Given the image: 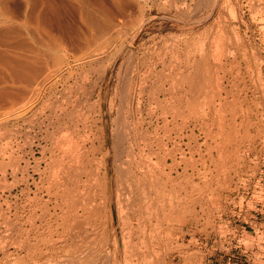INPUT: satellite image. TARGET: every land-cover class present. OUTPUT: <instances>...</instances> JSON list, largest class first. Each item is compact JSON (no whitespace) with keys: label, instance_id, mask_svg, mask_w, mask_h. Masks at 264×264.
Segmentation results:
<instances>
[{"label":"rangeland","instance_id":"rangeland-1","mask_svg":"<svg viewBox=\"0 0 264 264\" xmlns=\"http://www.w3.org/2000/svg\"><path fill=\"white\" fill-rule=\"evenodd\" d=\"M62 135L86 174L57 197ZM0 264H264V0H0Z\"/></svg>","mask_w":264,"mask_h":264},{"label":"bare ground","instance_id":"bare-ground-1","mask_svg":"<svg viewBox=\"0 0 264 264\" xmlns=\"http://www.w3.org/2000/svg\"><path fill=\"white\" fill-rule=\"evenodd\" d=\"M187 4V3H186ZM192 9V8H191ZM141 26L139 27V28H137V30L133 33V38H132V40H131V44L133 45V43H134V41H135V39L137 38V36H138V34H139V31H141ZM220 36V35H219ZM101 39V38H100ZM111 40V39H110ZM219 41V40H218ZM93 42V41H92ZM108 42V41H107ZM213 42V41H212ZM129 43V44H130ZM130 44V45H131ZM107 47V46H106ZM102 48H103V46H102ZM94 50V49H93ZM105 50V49H104ZM97 51H99V50H97ZM107 51H109V49L107 50ZM92 52H95V51H92ZM105 52V51H104ZM98 53V52H97ZM103 53V52H102ZM105 54H107L106 52H105ZM88 55V54H87ZM100 56V54L98 55V54H90V56L88 57V60H91V61H93V60H96L98 57ZM102 56V55H101ZM106 56V55H105ZM104 57V56H103ZM85 58V57H84ZM103 59V58H102ZM85 60V59H84ZM101 61V60H100ZM79 62V61H78ZM83 62V61H82ZM85 62V61H84ZM83 62V63H84ZM90 62V61H89ZM80 63V62H79ZM87 63V62H86ZM78 64V63H77ZM139 65V64H138ZM82 66V65H81ZM90 66V65H89ZM79 67V66H78ZM85 67V66H84ZM87 67V66H86ZM87 69V68H86ZM83 70V69H82ZM105 70H106V68H105ZM85 73V72H84ZM104 74H105V72H104ZM88 75V74H87ZM197 80V79H196ZM200 81V80H199ZM144 91H145V88L144 87H142V86H139V92L138 93H136V95L138 96V98L136 97V96H133V98H132V96L130 95L129 96V98H128V106H130V109H128V115L130 114V117L133 119L132 120V122L131 123H129V126L128 125H126V128H128V130L126 129V136H127V140H128V142H129V146H130V151H129V157H130V159H129V161H128V164L127 165H129V168H128V170H127V178H126V185L128 186V189H127V191L125 190V189H123V191H121V193H119V195L120 194H122V196H123V198H125V199H127L128 200V202H129V199L131 198V197H129L130 195H132L133 194V189H132V186L131 185H129L132 181H133V184L134 185H136L137 187H138V189L142 192V194L143 195H145L146 194V192H147V182H148V173L150 172V169H149V167L147 166V164L145 163V160H146V152H145V150H143V148H142V142H141V140H139L140 139V137H139V134H141V131H142V129L144 128H142V123L140 122V121H138L139 119H137L136 118V115L134 114L135 113V110L138 108V110H139V106L141 105V101H142V97H143V94H144ZM154 94H155V92H154ZM76 105H77V103H76ZM75 108V107H74ZM82 108V107H81ZM61 110H63V109H61ZM71 110V109H70ZM76 110H78V109H76ZM80 110V109H79ZM64 111H67L66 109H64ZM63 111V112H64ZM51 112V111H50ZM56 113V112H55ZM65 113V112H64ZM66 114V113H65ZM76 114V113H75ZM61 115V114H60ZM77 115V114H76ZM21 116V115H20ZM62 116L63 115H61V116H59V118H57L56 117V120H57V127H58V129H60L61 128V126L62 125H64L65 123H66V118H69L70 120H71V122H73V121H75L74 120V118H75V115H73L72 113H70L69 114V116H67V117H65L64 116V118L66 119H64V123H63V121H62ZM78 116V115H77ZM49 120H51V119H49ZM54 119H53V117H52V121H53ZM77 120V119H76ZM55 123H56V121H54ZM76 122V121H75ZM68 124V123H67ZM77 124V123H76ZM56 126V125H55ZM66 127V126H65ZM53 129H55V127L53 128ZM57 129V128H56ZM68 130L67 131H69V128H67ZM77 130V129H76ZM48 132H50L49 130H47ZM56 131V130H55ZM54 131V132H55ZM54 132H53V134H54ZM52 133V132H51ZM56 133V132H55ZM52 134V135H53ZM71 134V133H70ZM70 136V135H69ZM49 137V136H48ZM48 137H47V139H48ZM56 137V136H55ZM61 138H56V139H59L58 140V142H60V148H58V149H60V151H61V153H60V158L58 157V159H57V157H55L56 159H54L55 161V163H56V165H57V167L59 168V170H58V174H56V180H53L54 182H53V187L51 186V191H50V194L52 195V193H54V196H57V197H63V195H65L66 194V192H67V190L69 189L68 187V184L70 183V174H67V171H75V173L79 176V178H77V179H79L78 181H80L81 179H82V176L84 175V174H86L85 173V171H84V166H83V162H81L82 160H83V155L81 156V154H82V152H81V154L77 151V152H72V151H70V149L69 148H67V149H64L65 147H66V145H68V143L69 142H72V139L70 138H68L67 137V135H62V136H60ZM71 137H73V134H72V136ZM142 137V136H141ZM56 139H55V141H56ZM142 139V138H141ZM50 140H51V138H50ZM54 141V140H53ZM74 141V140H73ZM144 141V140H143ZM57 142V141H56ZM55 143V142H54ZM57 144V143H56ZM73 145H74V143H72ZM72 144H69L68 146L70 147ZM144 145H145V143H144ZM65 146V147H64ZM81 146V145H80ZM57 147H59V143H58V145H57ZM55 148V147H54ZM70 148H72V147H70ZM69 149V150H68ZM68 150V151H67ZM79 150V149H78ZM59 151V152H60ZM70 151V152H69ZM76 151V150H75ZM127 155H128V153H127ZM87 157V156H86ZM52 159V158H51ZM52 159V160H53ZM90 160V159H89ZM150 160V159H149ZM50 162H51V160H50ZM90 162V161H89ZM105 163V162H104ZM105 167H106V164H103ZM89 167V166H88ZM87 168V167H86ZM56 169V168H55ZM74 174V173H73ZM88 174H89V172H88ZM126 174V173H125ZM70 175V176H69ZM76 175V176H77ZM106 175V174H105ZM153 175V174H152ZM77 176V177H78ZM74 178H76V177H74ZM73 178V179H74ZM55 179V178H54ZM72 179V178H71ZM155 179V178H154ZM135 180V181H134ZM76 181V180H75ZM81 183H82V180L80 181ZM79 182V183H80ZM149 183V182H148ZM70 185H71V183H70ZM80 185V184H79ZM70 188H72V187H70ZM79 188H80V186H79ZM105 188H108V182L107 183H105ZM80 190V189H79ZM69 192H71V191H69ZM72 192H74V191H72ZM80 192V191H79ZM78 192V193H79ZM78 193H76V194H78ZM82 193V192H81ZM70 194V193H69ZM72 195L74 194V193H71ZM70 194V195H71ZM70 195H68L67 197H71ZM118 195V196H119ZM74 196V195H73ZM121 196V195H120ZM121 196V197H122ZM77 200H73V199H71V201H70V204L68 203V205H69V209H70V214H71V216H72V218H73V220H74V227H76V229H77V232H78V234L81 236L82 234H83V232H84V230H85V228H84V226H85V224L82 222V221H80L79 219H78V217H79V211H83V212H85L87 209H86V205H87V202H86V200H84V198L85 197H82V195L79 193L78 195H77ZM120 198V197H119ZM121 199V198H120ZM119 200V199H118ZM123 200V199H122ZM126 201V200H125ZM121 202V201H120ZM122 203V202H121ZM125 203V202H124ZM123 204V203H122ZM126 204V203H125ZM123 209V208H122ZM124 212V211H123ZM70 214H69V216L68 217H71L70 216ZM140 219V218H139ZM124 222V221H123ZM86 236V235H85ZM128 237H130V236H128ZM124 239V238H123ZM125 239H126V237H125ZM131 239V238H130ZM126 242V240H123V243H125ZM129 240H127V242H128ZM130 244V241H129V243H128V245ZM127 243L125 244V248H126V251L127 250H129V248L127 249ZM129 247V246H128ZM128 252V251H127ZM126 252V253H127ZM127 257H128V253H127ZM126 257V258H127ZM128 263V262H127Z\"/></svg>","mask_w":264,"mask_h":264}]
</instances>
